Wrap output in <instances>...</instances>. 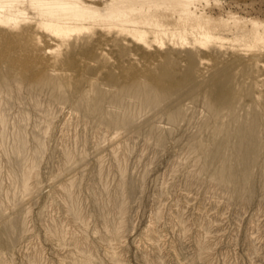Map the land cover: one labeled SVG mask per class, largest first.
Instances as JSON below:
<instances>
[{"label":"rangeland","instance_id":"rangeland-1","mask_svg":"<svg viewBox=\"0 0 264 264\" xmlns=\"http://www.w3.org/2000/svg\"><path fill=\"white\" fill-rule=\"evenodd\" d=\"M201 4L221 19L222 39L191 56L181 43L122 44L99 29L61 40L38 27L30 0H0V13H27L16 26L0 25V115L7 121L0 122V264H264V44L250 24L264 22V0ZM42 73L55 76L62 94L53 100L41 90L35 107L28 85ZM5 74L11 95L1 86ZM95 88L106 99V118L131 113L127 128L81 110L80 99H94ZM148 93L151 102L142 105ZM117 94L122 101L111 103ZM214 96L224 98L216 111ZM252 118L261 154L254 195L245 199L213 179L217 161L205 166L203 152L220 136L235 143L232 122ZM19 131L27 140L22 162L11 152ZM36 135L44 142L39 158ZM18 166L30 172L27 191L21 174L12 176ZM232 169L241 183L245 174L235 163ZM14 194L16 205L8 199ZM13 216L19 225L10 235L4 221Z\"/></svg>","mask_w":264,"mask_h":264},{"label":"bare ground","instance_id":"bare-ground-1","mask_svg":"<svg viewBox=\"0 0 264 264\" xmlns=\"http://www.w3.org/2000/svg\"><path fill=\"white\" fill-rule=\"evenodd\" d=\"M203 1L204 0H30V6L38 12V27H41V29L43 28L44 31L46 30L54 37L61 40L68 39L74 33L77 34L84 31L90 32V30H95L96 32L97 29H99L108 34L113 32L115 34L114 36H116L115 40H117L118 36L121 37L122 44L128 40L137 45L151 48L154 44H159L160 47H162L166 42H170V44L181 43L186 45L189 48L187 52L191 56H194L197 52L195 49H207L210 43H216L217 39H222L218 32L219 26L215 25L221 22V19H215L209 15L204 8H201L200 6ZM26 14L25 10L21 9L17 15L12 13H0V25L16 26L20 21V16ZM250 24H252L255 29L256 41L264 44V22L254 20L251 21ZM51 76L55 77L52 74L42 73L37 80L28 85L30 97L35 107L40 105L38 94L41 90H49L53 100L58 99L57 96L62 94V84L51 79ZM49 78L53 82H47ZM10 80L11 79L5 74L1 83V86H3L8 95H11L14 86L13 82ZM14 82H16V84H14L17 85L15 86L16 90L18 89L17 93H20L19 90H21V84L23 83L19 79L14 80ZM94 91L95 98H92L91 101L90 96L86 94L80 99L78 106L81 110L86 114L95 111L100 115L101 119H103V122L112 127L127 128V125L131 122V113L115 114L111 119L106 118V99L103 91H101L100 88H95ZM164 93L167 94L168 92ZM144 96L142 105L147 106L151 102L152 94L148 93ZM223 99L224 98L217 96L211 97L209 100L211 110L216 111L218 106L222 104ZM109 101L113 104L120 103L122 101V96H119V94L114 95ZM46 115L48 116L49 113ZM25 118L26 116H22L23 120ZM0 122L2 125L7 123L3 114L0 115ZM244 122L242 120L241 122L240 120L236 121V119L232 122L231 135L237 137L235 143L230 144L227 138H222L220 136V138L216 139L213 146L204 150L203 157L206 160L205 166L211 163L209 162L211 160L217 161L213 162L216 163L212 172L213 179L219 181L221 184L231 185L235 196L249 199L254 195L255 181L257 179V173L254 167L258 162L254 161L261 153L258 148L257 137V129L259 127L258 119L252 118L249 123L248 121L247 123ZM15 135V145L12 147L11 152L15 155L14 158L16 155L20 157L22 154V158H20L22 162L26 159V156H23V154H25V150L27 149V140L25 135L20 131ZM35 139L36 157L39 158V155L44 151V142L40 136L36 135ZM158 142H163L162 136L158 137ZM226 151L229 153V158L224 159V153ZM66 159L71 162V152L66 151ZM17 160L19 161V158ZM18 161H16V164ZM233 163L237 164L245 174V179L241 183L234 182V173L232 171ZM37 165L38 163H35L34 167L36 168ZM19 167L20 166H18V168ZM18 174H21L23 189L27 191L29 189L28 177L30 172L21 166V168L12 172V176L15 179L19 177ZM260 177H264V171L260 174ZM73 185L74 182L72 181L70 187ZM124 185H121V192L126 187ZM67 192L68 196L72 198L70 189H68ZM8 199L12 204L16 205L19 198L17 194H14L8 197ZM2 209L3 206L0 203V211H2ZM72 211L73 214L78 217V212L74 209H72ZM11 218L12 219L9 218L4 221V230L9 232L10 235H13L19 224L17 223V219H14V216ZM8 243H10V240L7 244ZM86 263L92 264L90 259H87Z\"/></svg>","mask_w":264,"mask_h":264}]
</instances>
